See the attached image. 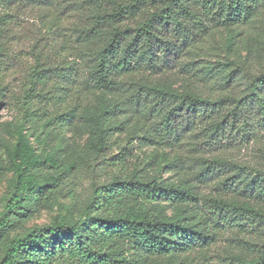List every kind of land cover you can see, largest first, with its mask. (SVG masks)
<instances>
[{
    "label": "trees",
    "instance_id": "trees-1",
    "mask_svg": "<svg viewBox=\"0 0 264 264\" xmlns=\"http://www.w3.org/2000/svg\"><path fill=\"white\" fill-rule=\"evenodd\" d=\"M106 1L110 10L97 12L95 25L88 32L91 40L106 29L105 41L87 58L88 71L80 82L87 92L108 94L98 97L88 111L89 137L84 151L88 166L95 169L104 164L115 168L101 170L106 180L95 181L93 194L79 219L72 221L58 215L50 224L7 240L0 264H162L157 262L161 258L190 253L216 240L217 229L196 212L194 204L199 196L188 183L168 182L150 159L138 163L131 173L120 162L110 163L114 160L108 154L114 145L117 121L127 107L112 95L120 90L118 78L133 66L155 69L160 60L178 57L197 33L208 30L211 15H226V20L246 19L259 0ZM148 6L147 18L139 27H120ZM52 8L53 18L49 21ZM35 12L43 15L41 19L49 31L31 44L33 63L21 93L15 94L8 81L11 69L6 61L12 54L9 47L18 35L17 22ZM66 13L59 0H0V114L9 108L18 116L16 124L10 125L14 146L0 139V171L11 174L7 196L0 199V239L15 220L29 217L46 190L76 165L75 159H60L56 152L38 153L29 135L30 131L36 135L40 127H68L78 113L79 106L54 112L71 96L77 82L70 66L54 64L55 60L64 63L61 53L67 47L57 35ZM133 87L138 102L143 100L165 112L161 133L162 139L170 143H178L183 128L196 123H206L218 140L225 138L230 129L238 136L242 131L252 134L253 128L264 132V73L251 78L250 92L245 97L215 102L164 86L141 82ZM202 162L200 178L217 179L226 166L221 159ZM44 168L53 173L42 175ZM245 188L264 202V182L253 179ZM163 203L176 205L175 214L168 216ZM208 203L217 212H231L264 223V210L249 203L223 198H210ZM239 262L264 264V246L256 260L240 257Z\"/></svg>",
    "mask_w": 264,
    "mask_h": 264
},
{
    "label": "rangeland",
    "instance_id": "rangeland-1",
    "mask_svg": "<svg viewBox=\"0 0 264 264\" xmlns=\"http://www.w3.org/2000/svg\"><path fill=\"white\" fill-rule=\"evenodd\" d=\"M59 1L67 13L57 37L67 48L61 53L64 63L55 60L54 64L64 68L70 66L77 82L71 89V96L65 98L54 112L61 113L79 106L78 113L68 127L58 130H53L54 126L47 129L40 127L36 135L33 131L29 135L38 153L56 152L60 159H75L76 165L70 174L46 190L33 206L29 217L12 223L0 239V259L7 240L31 228L50 224L58 215L67 216L72 221L79 219L93 194L95 181L101 183L106 180L101 170L115 168L104 164L97 165L95 169L88 166L84 152L89 137L88 111L98 97L108 94L87 92L80 82L88 71L87 58L101 47L107 32L102 29L98 37L90 40L88 32L95 25L94 15L109 11L111 6L106 0ZM149 8L137 17L122 22L120 27H139L146 20ZM251 11L246 19L236 20H226V15H211L208 30L197 33L178 57L169 61L160 60L155 69L133 66L118 78L121 87L112 97L123 100L127 107L117 121L114 145L108 154L114 160L110 163H121L120 166L131 173L138 163L152 160L153 167L162 170L165 180L170 183L186 182L195 190L199 196V201L194 204L196 212L217 229L212 245L161 258L158 263L240 264V257L247 261L259 258L264 246V223L231 212H217L208 203L210 198H223L249 203L264 210V202L245 188V184L253 179L264 182V132L253 128L252 134L242 131L238 136L237 131L230 129L225 138L218 140L206 123H196L183 128L178 143H170L162 139L161 133L165 112L143 100L138 102L133 87V84L141 82L152 87L164 86L179 92H192L212 102L245 97L250 92L251 78L264 73V0H259L257 8ZM50 12L49 21L53 18L54 9ZM41 16L35 12L22 16L17 22L18 35L9 47L12 54L6 61L11 69L8 81L15 94L21 93L33 63L31 44L37 43L49 31ZM17 118L15 110L9 108L0 114V139L10 146L15 144L10 125H15ZM215 159L226 161L219 178H200L199 174L204 170L202 160ZM52 173L53 170L46 168L41 171L44 176ZM10 179L11 174L0 171V199L7 196ZM161 205L168 216L175 214L176 205Z\"/></svg>",
    "mask_w": 264,
    "mask_h": 264
}]
</instances>
